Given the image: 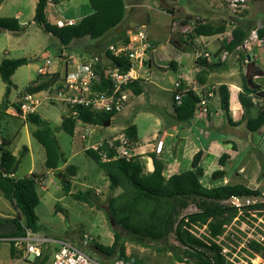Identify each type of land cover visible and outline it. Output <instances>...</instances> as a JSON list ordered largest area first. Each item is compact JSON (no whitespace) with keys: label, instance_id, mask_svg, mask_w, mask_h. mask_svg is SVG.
<instances>
[{"label":"rangeland","instance_id":"1","mask_svg":"<svg viewBox=\"0 0 264 264\" xmlns=\"http://www.w3.org/2000/svg\"><path fill=\"white\" fill-rule=\"evenodd\" d=\"M231 1L125 0L127 8L131 7L133 12L131 15L127 12L120 30L125 29L126 35L130 37L132 33L146 25V28L144 27L145 33L148 29L152 34L151 37L153 36L154 40L158 42L156 53H153L154 57L159 54L166 57V53L169 51L168 47L172 49L169 48L171 53H173L174 47L180 48V40L188 38L187 36L191 34L196 20L204 19L213 25H225L227 31L223 35L211 38L194 37L191 40L192 44L185 49L189 54V62L186 59L188 63L183 64L181 71L186 72L192 66H196L192 63V58L195 56L202 58L203 54L207 53L213 63L218 61L213 60L212 55L224 39L230 38V31L234 26L244 24L252 27V30L257 27L264 28V0H244V3L238 2L236 6H232ZM0 6V18L12 17L14 12L20 11L22 14L20 23H24L22 31L16 35L4 31L0 32V62L5 58H26L29 61L26 66L20 67L11 78L12 87L8 97V108L0 113V137L11 142L9 150L17 158H20L23 147L28 150L25 156L20 159L14 178H24L32 173L43 177V181L37 189L39 204L35 208L38 225L41 227L39 234L56 241L71 243L93 260L109 263L115 260V255L110 258L104 257L95 250L94 245L104 248L111 247L113 230H115L120 235L126 255L142 264H183L177 262L173 254L168 252H173V249H181L173 234H170L165 242L155 243L128 234L114 222L111 226L107 214L108 199L119 195L121 190L118 188L114 192L109 191V182L104 172L85 153V150L92 147L93 141L100 142L103 139H109L112 135L118 137L122 134L120 133L121 128L133 125V122L142 125L148 131L155 128V118L171 126L176 125L172 115L171 90L178 74L168 68L169 63L165 67L166 71L162 72L153 66L151 69L140 70L141 73L147 74V81H149L144 83L146 93L140 97L131 96L128 107L111 122L110 127L98 128L99 126L78 123L72 136L64 133L60 127L62 118L68 112L67 107L55 100L50 102L51 100L44 99L45 93H41L36 114L52 131L60 153L66 161L60 170L63 171L69 165L77 168L75 177L71 179V192L65 194L59 179L44 167V150L31 136L37 127L25 119L13 115L18 106L19 94L38 79L47 78L45 76L39 78L37 74V69L44 61H50L49 70L51 71L58 65L60 45L55 38L45 34L33 23L34 0H0ZM88 10H91L88 0H58L55 6L48 9L47 16L52 23L57 16L60 18L75 17L79 20L78 18L87 14ZM115 31L116 29L113 34ZM106 40L107 37L93 44L94 41L89 43L87 39L78 41H82V44L88 42L87 46L85 44L83 46L87 47L89 53L92 54L91 56L88 53H83V58L87 62L93 57L103 59L105 51L110 45V43L105 42ZM149 40L148 38L150 43ZM100 44L102 46H97ZM150 46L152 48L147 51L148 61L150 60V52L154 48L151 43ZM78 47L83 50L81 44H78ZM189 48L192 51H189ZM62 53L65 56H72L74 60H80V55L73 48L62 50ZM240 54L249 56L251 62L254 63L252 66L249 65L248 69L252 75L251 80L256 85H261L264 81V44L258 46L250 36L243 47L237 49L233 54L225 55L223 59L225 66L213 71L209 81L214 85L233 82L238 83V86L241 87L248 64L241 61ZM153 61L156 65L161 64L158 57H155ZM163 65L165 64L163 63ZM257 70L262 71L263 76H258ZM196 73L194 72V74ZM59 79H61V74ZM5 88V84L0 79V103L3 100ZM209 109L212 114V123L215 125L213 130L216 131V138H220L222 141H233L235 145H233L232 150H238L239 155L235 156L232 162L226 160L222 168L218 164V159L223 154L221 153L216 159L214 151L217 150V146H214L212 150L210 149L211 153L202 163V168L206 171V175L201 179L202 185L209 187L242 184L250 189L258 190L260 192L258 200L260 203L264 202V127L259 135V131L256 133L247 132L244 123L242 126L236 127L228 125L223 112L220 110L217 95L209 101ZM255 113V109L251 111V114L254 115ZM206 121L207 117L203 121L194 118L192 126L183 125L184 129H190L191 132L187 133L186 142L188 145L186 144V148L188 149L186 152L188 153L186 154L185 165L181 167V172L189 171L188 162H191L192 155L190 148H197V151H204L206 148L205 138L201 135L202 129L206 127ZM175 130L181 129L176 128ZM83 134L86 135L85 140L80 139ZM164 144L167 147L172 146L173 139L167 138ZM221 146H223L222 143H220L219 149ZM220 167L224 174L212 180V173L219 170ZM237 169L240 171L239 175L236 174ZM79 192H88L90 202L75 200L73 195ZM196 211L195 206L191 204L187 209L180 212L179 217ZM15 216L16 212L12 205L0 194V218H13ZM256 218L258 217L256 216ZM258 224L259 226L262 225L260 221ZM237 225L226 226L223 231L225 235L223 234L224 236L219 239L220 244H223L224 248L229 251V260L234 264H262L264 260L261 254L254 256L247 250L246 235L236 228ZM202 232V229L193 231L197 236L201 235ZM230 234L233 235V239L229 236L225 237ZM178 250L177 254H180ZM0 264H25L10 258L9 243L5 239L0 240Z\"/></svg>","mask_w":264,"mask_h":264},{"label":"trees","instance_id":"2","mask_svg":"<svg viewBox=\"0 0 264 264\" xmlns=\"http://www.w3.org/2000/svg\"><path fill=\"white\" fill-rule=\"evenodd\" d=\"M50 2L57 4L58 0H37L33 23L45 34L57 40L61 47L60 51L68 50L74 42L79 40H101L109 32L122 25L126 14L125 0H88L91 9L90 14L72 26L58 28L46 19V8ZM0 31L18 33L22 31V26L13 17H2L0 18ZM226 31L225 25H213L204 19L196 20L191 34L187 36L185 42L191 45V40L194 37L210 38L223 35ZM251 31L252 27L248 25L239 24L234 26L230 31V38L224 39L212 55L213 60L218 61L209 63L203 57L196 60L199 71L195 78L200 86L206 84L207 77L211 72L224 67V63L220 62L222 55L232 54L243 47ZM257 35L259 39L264 41V28H259ZM128 42L129 37L123 31L110 41V45L127 44ZM104 56L112 67H117L122 71H126L130 67L127 59L114 57L108 50L105 51ZM239 56L241 61L247 63L246 55L240 54ZM28 63L29 61L26 58H5L0 62V79L6 86L3 100L0 103V113L8 108L12 76L20 67L26 66ZM145 65H147V62ZM168 68L175 71V64L170 63ZM93 69L95 74L100 77V82L95 86V89L99 92L106 91L110 86V82L103 79L102 65L97 64ZM59 77L60 73L56 72L44 80L38 79L34 84L27 86L23 92L37 94L50 90L60 80ZM140 82L139 79L125 86L124 89L130 90L133 96L138 97L143 93ZM251 87L256 88L252 89ZM184 88L185 85L182 84L180 90L183 91ZM211 88L214 96H218L220 110L223 112L228 125L236 127L244 123L245 129L249 133H256L264 127V91H262L264 81L261 85H256L254 82L248 85L245 76L243 77L241 91L238 94V102L243 113L237 123L232 122L231 119L228 87L221 84L217 87L211 86ZM198 97L199 95L195 92L184 93L180 105L176 106L173 93L172 106L174 118L177 122L188 124L194 120L199 102ZM251 97L257 99L255 115L251 114L254 109ZM74 115H78L76 119ZM209 115L210 111H208L207 119ZM114 116L110 113L93 114L86 109L77 108L74 111L67 112L61 120L60 127L64 133L72 136L78 123L101 127ZM25 120L37 127L31 133V136L44 150V167L59 179L63 192L70 194L71 179L75 177L77 168L69 165L63 171L60 170V167L66 161L60 153L58 143L50 128L37 114L28 115ZM122 134L130 144H135L137 132L134 125L125 127ZM10 145L9 140L0 137V194L12 205L16 216L13 218H0V240L22 238L25 236L26 230H31L34 233L41 231L35 215V208L39 204L37 189L43 181V177L33 173L20 179H16L14 176L11 177L10 171L17 157L9 150ZM108 147V142L105 141L98 149V152L106 153L109 159L107 162H102L96 151L87 149L85 153L104 172L109 182V191L114 192L118 188L121 190L119 195L108 199L107 214L109 222H114L132 236L145 238L155 243L165 242L168 236L173 234L181 249H173V252H168L172 253L179 263L228 264L227 258L222 254L221 247L216 244V241L223 234L225 226L230 225L237 217V212L222 205L221 202L233 196L259 197L260 192L258 190L250 189L242 184L204 187L200 182L204 174L201 163L206 155L201 150L194 154L191 161V170L166 178L163 175L164 166L155 154L148 155L152 159L153 171L144 173L143 164L139 159H115L114 151ZM27 151L26 147L22 148L20 159L25 156ZM228 159L229 156L223 154L218 159L219 166L223 167ZM222 174H224L223 171H216L212 173L211 179L214 180ZM73 197L77 201L90 202L88 192H79L74 194ZM191 204L195 206L197 211L180 218V212L187 209ZM250 210L256 212L257 217H262L264 220V202L250 207ZM248 217L249 215L244 214L237 218L240 221H245ZM197 229L203 230L199 236L193 233ZM94 248L104 257L110 258L115 255L116 258L111 263L142 264L140 261L126 255L120 235L115 230H113L111 247L104 248L95 244ZM246 248L252 255L261 254L264 258V251L258 244L249 241ZM177 250L180 251V254H177ZM15 251L16 244L10 242L9 255L11 259H14Z\"/></svg>","mask_w":264,"mask_h":264},{"label":"built area","instance_id":"3","mask_svg":"<svg viewBox=\"0 0 264 264\" xmlns=\"http://www.w3.org/2000/svg\"><path fill=\"white\" fill-rule=\"evenodd\" d=\"M238 2L244 3V0H232V6H236ZM74 24L73 21L68 20L57 21L54 25L61 28ZM259 28L261 27L253 29L249 34L250 38L253 39L258 46L264 44V41L259 39L257 35V30ZM151 48L144 27L140 28L130 35L127 44L120 43L117 45H110L107 48L114 57L127 59L130 63V67L126 71L110 66L111 63L107 61L105 56L103 59H100V57H93L90 61L85 63L86 65L83 73L78 75L66 73L50 90L41 92L45 93L43 98L49 101L51 100L50 102L55 100L62 103L67 107L68 111L82 108L93 114L110 113L117 115L123 111L132 95L130 94V90L124 89V87L140 79V70L143 71L146 68L145 63L148 61L147 51ZM203 58L208 60L209 55L205 53L203 54ZM65 60V64L67 65V62L73 61L74 58L72 56H67ZM50 64V61L45 60L37 69L38 76L49 77L53 75L54 73L49 70ZM97 64L103 67V79L110 82V86L104 92H99L95 89V86L100 82V77L93 71V67ZM182 79L183 77L180 76L178 80L173 83L172 92L174 93L173 99L175 105H180L181 97L184 93L189 91L195 92L199 95L195 118L199 121L205 120L209 111V101L214 97L213 89L200 86L196 78L193 77L189 84L185 85V88L181 91ZM262 91H264V89H262ZM41 93L31 94L22 92L19 96L18 106L14 110L13 115L25 119L28 115L36 114V109L40 104L39 97ZM251 98L254 109H257V99L254 97ZM73 114H75V112H73ZM80 139L85 140L86 135H81ZM101 145L102 143L92 146L89 149L98 152ZM108 146L109 149L114 151L115 159L124 158L130 160L134 158L131 151L133 146L123 134L113 139V141L108 142ZM98 155L102 162H107L109 160L105 152H98ZM258 199L259 197L252 196H233L221 202V204L235 210L237 212V217L244 214L249 215L245 221H240L236 217L230 226L238 224L236 228L246 235L247 243L249 241L254 242L261 246L264 251V220L262 217L256 218V212L250 210V207L260 203ZM258 221L262 223L261 226H259ZM223 234L217 239L216 244L221 247L222 254L227 258L228 264H234L228 258L229 251L219 242V239L225 235ZM227 236L233 239L232 234L226 235L225 237L227 238ZM5 241L8 243L14 242L16 244L14 260L25 264H122L120 262L106 263L93 260L85 254V252L76 248L71 243L56 241L39 233H34L31 230H26L25 236L22 238L5 239ZM262 259L264 260L263 256ZM262 264H264V262H262Z\"/></svg>","mask_w":264,"mask_h":264},{"label":"crops","instance_id":"4","mask_svg":"<svg viewBox=\"0 0 264 264\" xmlns=\"http://www.w3.org/2000/svg\"><path fill=\"white\" fill-rule=\"evenodd\" d=\"M34 2H35V6H36L37 0H34ZM35 6H34V10H35ZM52 6H55L54 2H50L48 4L47 8H46V19H47V21L50 24L54 25L55 22H57V21H68V20L73 21L74 23H76L77 18H75V17H67V16L65 18H60L59 16H57V18H55V21L53 23L51 21H49L48 16H47V11ZM127 12H129L130 15H131L132 12H133V9L131 7L127 8V4H126V14H127ZM90 13H91V10H88L87 14H85L84 16L79 17L78 19L81 20L83 17L87 16ZM126 14H125V18H126ZM12 17L17 19L19 21V23H20V19L22 17V14H21L20 11H16V12H14V16H12ZM33 17H34V14H33ZM125 18H124V21H125ZM79 20H77V22ZM20 25L23 27L24 23L23 24L20 23ZM135 25H137V24H135ZM143 26L146 28V25H143ZM120 29H121V27L117 28L116 31H115V34H113L114 31L109 32L105 36V37H107V40L105 42L106 43H110V41L112 39H114L118 34H120L123 31H125V33H126L125 29H123V31L120 30ZM0 32H2V31H0ZM18 33H12V34L16 35ZM146 33H147L148 38L150 39L149 40L150 43L154 45V48L150 52L149 59L152 58L154 60L155 57H158V60H159V62L161 64H159V65L155 64V65L158 66V67L163 68V70H160L161 72L162 71H166L165 67H166V65L168 66V63H169V65H170V63H174L175 64V72L178 74L177 80H178V78L180 76H182L183 77L182 84L188 85L190 80L193 77H196L197 73L194 74V72H198L199 71V66L196 64V60L199 57L197 58L195 56L194 58H192V63L195 64L196 66H192V68L188 69L186 72H181L183 70V64L189 62V60H188L189 54L185 50V49H187L188 44L186 42L184 43L185 40L184 39L180 40V43L178 41L180 48H175L174 47L173 53H171L172 49L170 47H168L169 51H168V53H166V57H162V56H160V54L154 57L153 53L154 52L156 53V49H157V46H158L157 43L158 42L156 40H154L153 36L151 37L152 34H151V32H149L148 29H147ZM83 40H85V39H83ZM101 40H97V41H94V42L91 41V42L93 44V43H97V42H99ZM91 42L89 41V43H91ZM87 43L88 42H85V43L82 44V41L81 42L76 41V42L73 43V45L70 48H73V50H75L76 53L78 55H80V60L79 61L73 60V61L69 62L67 65L65 64L66 63L65 59H66L67 56H65L62 53V51H60V49H61V47H60L58 65L51 72L55 71V73L56 72L60 73L61 74V78L64 77L66 73L67 74L71 73V74H74V75H78L80 73H83L84 70H85V65H86L85 63L87 62V60H85V58H83V53L84 54L88 53L89 55L92 56V54L89 53L88 48L83 46L84 44H85V46H87L86 45ZM78 44H81V48L83 50L79 49ZM97 46H102V45L100 44V45H97ZM189 51H192V49L189 48ZM194 55H195V53H194ZM225 55H227V54H224V55L221 56L220 62L224 63L223 59L225 58ZM186 59L188 60V62H186ZM207 61L209 63H212V60L210 58ZM163 63L165 65H163ZM224 66H225V63H224ZM146 68L147 69H151L152 66L150 68H148V64H147ZM193 68L195 70H192ZM140 75H141V77H140V80H141L140 85H141V87L143 89V93L142 94H144V93L147 92V90H145V88H144V83L149 82V81H147L148 80V78L146 77L147 74L142 72ZM211 75H212V72L208 75L206 84L204 86L206 88H209V87L211 88V86L217 87V86L223 84V85H226L228 87L229 94H230L229 111H230L231 119H232V122H234V123L239 122L241 117H242V113H243L242 108H241V106H240V104L238 102V94L241 91V87L238 86V83H233V82L217 83L216 85H214L213 83H211L209 81V78H210ZM172 91H173V89L171 90V94L173 95ZM131 96L135 97L133 95H131ZM140 96H138V97H140ZM130 99H131V97H130ZM127 107H128V103H127V105H126V107L124 109H126ZM209 111H210V109H209ZM120 115H121L120 113L115 115L110 120V124H109L108 127H110L111 126V122L114 121ZM172 115H173V118H174L175 116H174L173 109H172ZM174 120H175V118H174ZM175 122H176V125H172L171 126V125L161 121L160 119H156L155 118L154 119V127L155 128L152 131H148L142 125L137 124L136 122H133V125L136 127L137 140H136L135 144H132L133 149L131 151H132V154L134 156V159L135 158L139 159V161H141V163L143 164L144 173H151L153 171L152 159L148 156L151 153L155 154L158 157L159 161L163 164V166H164V171H163L164 177L169 178L172 175L182 173L181 172V167L183 165H185L186 154L188 153V152H186V149H188V148H186V144L188 145V143L186 142L187 139H188L187 133H189L191 131H190V129H184L183 125H187V124L179 123L176 120H175ZM192 123H194V122L192 121V122H190L188 124L190 126H192L193 125ZM205 125H206V127H204L202 129V131H201V135L205 138V142H206V148L203 151L205 153V155H206L204 160L207 159V157L211 153L210 151L213 149V147L217 146V150L214 151L215 158L217 159L220 156V154L222 153V154L228 155L229 156V159H228L229 162H232L234 160L235 156L239 155L238 150L237 151L232 150L233 145H235L233 141H231V140L222 141L220 138H216V131L213 130V127L215 125L212 123L211 111H210L209 118L207 119ZM240 125L242 126V124H240ZM240 125H238V126H240ZM101 127H103V126H101ZM98 128H100V127H98ZM103 128H107V127H103ZM176 128H179L181 130L176 131L175 130ZM123 129L124 128H121L120 133H122ZM179 132H181L183 134H181ZM261 132H262V130L259 131V135H260ZM116 138L117 137L115 135H112L109 139H103L100 142L93 141L92 143H94V144H92V146H96V145L101 144V143H103L105 141L106 142H110V141H113V139H116ZM167 138H172L173 139L172 146H168V147L165 146L164 143H165V140ZM156 142H158V143L154 144ZM220 143H222L223 146H221V148L219 149ZM190 149H191L190 150V154H192L191 155V161H192V158H193L194 154L197 153L198 151H197V148H193L192 147ZM203 161H202V163H203ZM188 163H189V167H190L189 170H191V162H188ZM188 163H187V165H188ZM202 163H201V167H202ZM222 168L220 167L219 170H217V171H221ZM240 171H242V169H240ZM240 171L238 170L236 172V174L239 175ZM183 172H185V171H183ZM203 172H204V174H203V177H204L206 175V171L203 169ZM200 182H201V180H200ZM211 187H214V186H209V187H206V188H211ZM246 187H248V186H246Z\"/></svg>","mask_w":264,"mask_h":264},{"label":"water","instance_id":"5","mask_svg":"<svg viewBox=\"0 0 264 264\" xmlns=\"http://www.w3.org/2000/svg\"><path fill=\"white\" fill-rule=\"evenodd\" d=\"M247 64H248V66H247V69H246V71H245V75H244V76H245V80H246L247 84H248V85H251V84H253V81L251 80L252 75L249 73V70H248V69H249L250 66L254 65V63L251 62L249 56H247ZM249 65H250V66H249ZM151 66L155 67V68H156L157 70H159V71H160V70H163V68L158 67V66L155 65V63H154V61H153L152 58L148 61V68H150ZM256 73L258 74V76H263V72H262V71L257 70ZM249 77H250V78H249ZM251 88H252V89H255L256 87H251ZM77 116H78V115H74V118L76 119ZM109 124H110V120L106 121V122L103 124V127H108ZM19 163H20V158H17L16 161H15V164H14V166H13V168H12V170L10 171V176H11V177H13V176L15 175ZM110 223H111V226H112V225H113V222L111 221Z\"/></svg>","mask_w":264,"mask_h":264},{"label":"flooded vegetation","instance_id":"6","mask_svg":"<svg viewBox=\"0 0 264 264\" xmlns=\"http://www.w3.org/2000/svg\"><path fill=\"white\" fill-rule=\"evenodd\" d=\"M148 64V63H147ZM147 66V65H146Z\"/></svg>","mask_w":264,"mask_h":264}]
</instances>
